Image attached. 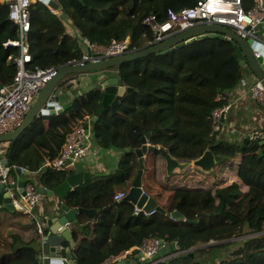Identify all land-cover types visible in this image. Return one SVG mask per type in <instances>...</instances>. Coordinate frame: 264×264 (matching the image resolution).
<instances>
[{
  "label": "trees",
  "instance_id": "obj_1",
  "mask_svg": "<svg viewBox=\"0 0 264 264\" xmlns=\"http://www.w3.org/2000/svg\"><path fill=\"white\" fill-rule=\"evenodd\" d=\"M199 1L58 0L60 11L56 14L38 0L31 5L30 68L59 67L82 57L86 51L83 39L104 46L114 40L127 41L131 49L140 50L154 38L153 30L144 24L148 15L154 13L163 22L169 10L193 7ZM254 5L255 0H242L246 11ZM61 12L68 15L80 39L69 32ZM17 39L18 27L10 20L7 5L0 4V89L12 84L16 75L14 60L20 55V48L5 43ZM114 69L118 70L122 83L133 91L119 101L116 114L111 105L105 108L93 123L94 136L101 146L117 147L124 154L115 172L89 179L71 190L64 200L72 209H102L97 220L80 231L81 236L74 232L76 264L116 261L123 253L152 238L164 240L171 245V253H178L156 264H203L197 260L198 252L230 245L235 247L218 264H264V153H256L259 147L254 146L264 136L250 144L218 139L213 134L211 119L216 108L228 103L229 91L245 76L235 43L203 38L166 54L153 53L125 62ZM70 76L60 86H65ZM104 94L101 88L92 89L76 97L62 113L37 117L17 140L4 143V157L10 165L41 172V184L55 189L69 172L43 170L44 161L61 155L69 135L87 117L96 114ZM147 133L150 143L156 146L148 152V159L153 163L154 173H162L167 181L176 176L182 181L197 178L202 172L190 169L166 177L165 159L159 147L181 161L196 160L210 149L219 162L240 161L239 177L246 188L228 180L219 185L218 176H212L211 172L208 176L215 178L211 181L214 187L167 186L173 194L168 205L162 206L166 213L136 215L133 203L127 200L115 203L114 195L119 186L130 184L137 173L135 150L142 146ZM191 171L197 174L194 176ZM176 210L186 219H173L171 213ZM77 219L86 221V215L78 213ZM1 234L0 239H4ZM236 238L240 240L234 241ZM39 253L33 243L12 235L11 240L5 238L0 264H41Z\"/></svg>",
  "mask_w": 264,
  "mask_h": 264
},
{
  "label": "built area",
  "instance_id": "obj_2",
  "mask_svg": "<svg viewBox=\"0 0 264 264\" xmlns=\"http://www.w3.org/2000/svg\"><path fill=\"white\" fill-rule=\"evenodd\" d=\"M37 1L0 0L1 5H7L9 18L17 25L19 31V39L8 41L5 46L15 45L20 48V55L14 60L17 65L14 80L12 84L0 89V134L14 131L22 125L41 89L65 65L30 68V64L33 61L29 37L31 30V5ZM50 9L53 13H57L56 10ZM263 23V0H255L254 7L249 11L244 10L242 7V0H200L193 7H186L179 11L169 10L167 20L163 22H160L154 13L148 15L144 20V24L149 26L154 33V38L149 42V45L161 43L180 32L205 24H222L233 28L243 38L258 39L256 31ZM83 44L86 51L82 57L72 59L67 63L85 65L136 51L130 48V43L127 41L118 42L114 40L110 45L104 46L83 39ZM248 89L256 101L264 104V87L260 81L253 82L248 86ZM229 101L227 104L216 108L212 113L213 134L215 135L221 133L226 125V114L232 104ZM91 128V117H87L69 135L61 155L55 159L47 158L43 163V168L61 171L74 170L75 166L90 153ZM2 159L0 158V184L4 185V193L7 192L9 194L7 197L15 210L35 217L34 210L45 196L37 192V187L29 180L25 181L24 193H21L18 183L21 175L27 173L29 168L19 165H5L2 163ZM13 169L18 172V177H14L11 174ZM18 194L21 195L22 201L18 200ZM127 194V191H117L114 195V201H123ZM156 211V209L146 210L144 207L134 204L136 215L150 216L155 214ZM36 223L39 233L43 234V226L38 221ZM165 246H167V243L164 240L152 238L144 241L141 246L135 247L133 250L139 249L141 262L149 261L151 263L153 257ZM133 250L123 253L120 259L126 260L128 255L133 254ZM58 260H60V264H76L75 257L72 255L69 257L62 256Z\"/></svg>",
  "mask_w": 264,
  "mask_h": 264
},
{
  "label": "water",
  "instance_id": "obj_3",
  "mask_svg": "<svg viewBox=\"0 0 264 264\" xmlns=\"http://www.w3.org/2000/svg\"><path fill=\"white\" fill-rule=\"evenodd\" d=\"M44 2L49 8L56 11L60 10V5L58 0H40ZM264 6V0H263ZM61 18L69 27L74 30V34L77 38H81L74 24L69 20L68 15L64 12L60 13ZM258 39L256 38H243L236 30L227 27L222 24H205L200 25L186 31L180 32L167 40L155 44L148 45L140 50L132 51L127 54L114 56L105 60H101L94 63H88L85 65H76L74 63H67L62 68L59 69L57 75L49 80L45 86L41 89L35 102L33 103L30 111L26 115L23 123L17 129L11 132L0 134V144L8 143L17 140L24 131L34 122L37 117L49 116L60 114L64 111L60 100L61 97L56 93L60 83L65 80L68 76L72 74L94 72L112 69L125 62L134 61L139 58L147 57L150 54H166L175 48H182L186 45L192 44L199 39L203 38H219L222 40H231L235 43L236 56L239 60L241 66H246L250 68L251 72L256 76L257 80L261 82L264 87V31L262 34H258ZM104 87V99L103 103L96 112V114L91 118L92 122L95 123L99 117L103 114L105 108L111 105L113 113L116 114V108L119 101L127 94L133 91L132 88L126 87L120 77L110 78L103 83ZM221 92V89H219ZM230 92V91H229ZM150 133H147L143 137V144L140 148L135 150L139 158V169L134 178L132 187L130 188L128 195L125 200L130 201L133 204H137L139 207H144L146 210L156 209L162 213H166V210L159 205L157 200L149 196L146 191H144L142 186V178L145 170V154L156 148L149 142ZM254 146H264V140L256 143ZM165 159V166L168 176L173 175L176 171H184L185 169L196 167L203 172L210 173L213 172L219 166V160L216 158L214 153L208 149L204 154L193 161H181L174 158L168 150L159 147ZM260 155H263V149H259ZM2 163L9 165L7 158L2 159ZM46 170V168H43ZM93 174L90 171H86L81 163L75 166V170L68 174L66 180L62 182L55 189H49L44 185L37 187V192L44 196L57 195L60 197L61 201L58 203V209H56L48 220L46 235L44 241L46 245L51 246V259L50 264H59L56 248L62 245L66 240L70 242V247H75V242L72 238V229L70 224H77V214L84 213L89 218H94L102 209H85L78 208L72 209L67 206L64 200L67 198L68 194L75 187L80 186L85 181L90 179ZM20 187V192L24 193L25 181L22 180L18 183ZM4 185L0 184V208H5L9 210H14L13 205L10 203V199L7 197L9 194L3 191ZM171 217L174 219L185 220V216L179 211H173ZM188 222H193L196 220H187ZM69 224V225H68ZM211 245V244H208ZM171 245L162 247L160 251L153 257L155 263L166 260L176 253H171ZM135 253L138 255L136 259L121 260L119 264H141L139 260V249H135ZM56 257V258H54ZM41 264H43L41 262Z\"/></svg>",
  "mask_w": 264,
  "mask_h": 264
},
{
  "label": "crops",
  "instance_id": "obj_4",
  "mask_svg": "<svg viewBox=\"0 0 264 264\" xmlns=\"http://www.w3.org/2000/svg\"><path fill=\"white\" fill-rule=\"evenodd\" d=\"M68 30L70 33L74 34V30L71 27L68 26ZM263 31H264V23L260 25V27L257 29L256 34L257 33L262 34ZM114 68L108 70H102V71L72 74L67 84L65 86L59 85L56 91V93L59 94L61 97L60 103L62 107H64L65 109V107L70 105L76 97L83 96L92 89L101 88L102 90H104L103 83L106 80L110 78L119 77L118 70ZM244 68H245V76L243 80L233 90L229 92V100H230L229 102H232V104L226 114V125L223 131L217 134L216 136L218 139H226L232 142L247 141V144H250L252 141H254L255 138L264 135V104L256 101L249 92L248 86L253 82H256L257 78L251 72L248 65H246ZM91 130H92V134L90 137V142H91L90 153L80 163L84 166L86 171H90L93 174L91 178L97 175L110 174L115 172L124 154V150L119 149L117 147L108 148L101 146L97 142L94 136L93 123ZM258 147L259 148H257L256 153L259 152L258 149L262 148L261 146ZM5 148L6 147L4 143H1L0 144L1 159L5 158L4 154L2 153L3 150L5 151ZM262 149L264 153V148ZM147 154H145V171L142 178L143 189L148 193L149 196L154 197L159 203V205L161 206L168 205L173 194L172 189L169 188H173L174 186L181 185L180 183L182 180L178 176H176L172 181L166 180L163 181V183H160V180H163V177H161V175L154 173L153 177L151 178L147 176L148 170L150 169L154 170L153 163L148 159ZM136 159L139 163L138 156H136ZM239 165H241L240 161H239ZM190 169L200 170L199 168L196 167H191ZM74 170L68 171L69 174ZM176 173L182 174V172L180 171H176L175 174ZM16 176L17 177L19 176L18 172H16ZM135 176L132 178L130 184H128L127 186H119L117 191L123 190L129 192L130 188L132 187ZM201 176L202 175H198L197 177L202 178ZM22 180L32 181L36 187H39L40 185H42L41 184L42 173L39 171H32L29 169L27 173L21 175V179L19 180V182ZM210 180L213 181L214 179L212 178ZM145 181L148 182L150 186L151 185L153 186V184L158 185L160 187L159 188L160 191H158V193L153 194L151 191L146 190L144 186L146 184ZM167 186L169 188H167ZM162 191L168 193L169 196L161 193ZM156 194H161L160 198H158ZM162 200L163 203L161 202ZM60 201H61L60 197H58L56 194L52 196L43 197L37 208L34 210L35 217L27 215L24 212L22 214H17L15 213L17 211L15 209L12 211L9 209L0 208V232L1 233L8 232V235L5 236L3 239L4 241L0 243V247H3L6 237L11 238L12 235H19L23 241L27 243H33L35 247L40 251V253L38 254V258L43 264H50L51 259H53V257L50 255L51 246L45 244L44 237L46 235L45 231L47 229L48 220L51 218L54 211L58 209V203ZM115 203H119V202L115 201ZM101 211L94 218H89L86 215V221L84 220L80 221L77 219L76 225L74 224L69 225L72 229V238L75 242V247H76V241L74 239V232H78L79 236H81L80 231H84V228L87 225H90L92 222L96 221ZM37 221L40 222V224L43 226V230H44L43 234L39 233L37 229L38 228L36 225ZM70 246L71 245L68 240H66L62 245L58 246L56 248V253L58 255L57 257L60 259V257L62 256L63 257H69L70 255L74 256L73 251L75 247L71 248ZM65 251L66 254L64 253ZM136 258H138V255L134 253L128 255L127 259L132 260ZM57 261L60 264V260ZM119 262L120 260L119 261L116 260V261H110L106 264H119Z\"/></svg>",
  "mask_w": 264,
  "mask_h": 264
},
{
  "label": "rangeland",
  "instance_id": "obj_5",
  "mask_svg": "<svg viewBox=\"0 0 264 264\" xmlns=\"http://www.w3.org/2000/svg\"><path fill=\"white\" fill-rule=\"evenodd\" d=\"M185 170L182 171V174L184 172L190 170V168H188L186 171ZM199 171L202 172V176H201L202 178H198V177L193 178V179L187 178L186 180H183L180 184L182 186H187V187L189 186V187H193V188H196V187H204V188L214 187L215 184L211 183L210 179L214 178L212 176L215 175L216 177L218 176L217 179H219V181L221 182V183H217L219 185L226 183V181L228 180L229 182L236 181L242 189L246 188V186L241 182L242 181L241 178L239 177V160H237V159L236 160H228L227 162L220 160L219 166L213 171V173L210 172L212 176H208V175H210V173L203 172L202 170H199ZM215 171H218V173L215 174L214 173ZM190 173L194 176L197 174L196 171H193V172L191 171ZM11 174L14 177H17L16 171L14 169L11 171ZM153 175H154V170L150 169L147 171V176H149L151 178V177H153ZM167 176H168V174L166 175V177ZM161 177H163L162 173H161ZM257 177H259V176H257ZM163 181H166V179L163 178V180H160V183H163ZM210 183H211V185H210ZM144 186H145L146 190L151 191L153 194L158 193V191H160L159 190L160 187L156 184H153V186L152 185L150 186L148 184V182H146V184ZM161 193L169 196V194L165 193L164 191H162ZM160 195L161 194H156V196H158V198H160ZM17 198H18V200L22 201V197L20 194L17 195ZM161 202L163 203V200ZM17 213L22 214V211H19ZM1 235H2V237H5L8 235V232L2 233ZM6 238L8 239L9 237H6ZM9 239H11V238H9ZM240 239H242V237ZM240 239L236 238L233 240L236 241V240H240ZM3 241H4L3 239H0V242H3ZM212 244H215V243H212ZM206 246L207 245H202L201 247H206ZM237 246L238 245H236V247ZM234 247H235L234 245H230L229 247L224 248V249L222 248L220 250L213 248L209 252H198L196 254V257H197V260L202 261L203 264H218L223 258H226L230 254L231 250ZM1 248L2 247H0V251H1ZM120 257L121 256H119L117 261L120 259Z\"/></svg>",
  "mask_w": 264,
  "mask_h": 264
},
{
  "label": "clouds",
  "instance_id": "obj_6",
  "mask_svg": "<svg viewBox=\"0 0 264 264\" xmlns=\"http://www.w3.org/2000/svg\"><path fill=\"white\" fill-rule=\"evenodd\" d=\"M43 3H44V2H43ZM50 10H51V9H50ZM59 11H60V10H59ZM59 11H57V13H58ZM57 13H56V14H57ZM148 45H149V44H148ZM148 45H147V46H148ZM91 118H92V117H91ZM91 120H92V119H91ZM92 123H93V122H92ZM127 195H128V194H127ZM124 200H125V199H124ZM124 200H123V201H124ZM134 252H135V250H134ZM119 260L121 261V259H119ZM119 260H118V261H119ZM126 260H127V259H126ZM139 260H140V259H139ZM152 261H153V263H150V264H156L154 260H152ZM117 263H118V262H117Z\"/></svg>",
  "mask_w": 264,
  "mask_h": 264
}]
</instances>
